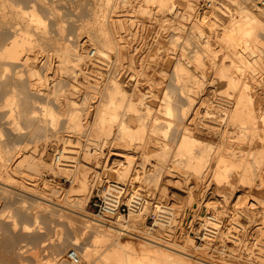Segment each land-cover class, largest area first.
Here are the masks:
<instances>
[{
  "label": "rangeland",
  "instance_id": "374dc122",
  "mask_svg": "<svg viewBox=\"0 0 264 264\" xmlns=\"http://www.w3.org/2000/svg\"><path fill=\"white\" fill-rule=\"evenodd\" d=\"M16 1H18L17 3L19 4V7L21 4L22 8H24L23 12L25 11L26 8L29 9L30 7H31L30 11L28 10V12H31L35 6V8L39 11V13L37 10L34 9L35 12H37L38 15L43 14V15H41L42 17L40 16L43 19V22L41 21L42 23H35V22H40V21H35L33 19L31 21L32 17L30 15V13H28V12H27V14H26V12L24 14L30 15V16H26V15H22V14L18 15L17 8L20 10L21 7L19 8L17 4H16L17 6L16 5L13 6V9H16L15 11L13 9H11L12 7H10V8L6 7V9H4V10H3V8H0V26H1L0 27V47L4 48V46L6 44L5 41L7 40V37L10 36L9 39L11 40V38H13V36L17 33V31H19V33H20V31L25 32V30H26L28 32H25V33H28V35L31 33L30 38H33V43H29L31 46H29V44L27 43L29 46V48H28L27 44L25 43L26 48L24 46L23 47L24 49L22 48L23 50L20 51V55L18 54L19 58H17V59L18 60L20 59L22 62L21 61L19 62L17 59L14 60V58L12 59L9 57L0 58V61L2 62V63L0 62V65H1L0 66V73H1L0 86H2V87H0L1 88L0 89V107H1L0 113H3L0 115V146H2V147L8 146V148L11 149V151H10V149L7 148L10 151V153L12 152V150L14 151L10 154V155H12V160L7 162L8 164L11 165V166H7V168L10 170H0V175H1V171L4 173L3 176H0V182L10 183L15 188V189L12 188L11 191L9 190L10 192H6V188H7L6 185H4L3 183H0V264H36L39 261V259L44 264H72V260L70 259L69 254L73 250H75L77 252V254L80 253L82 256V253L84 254V251L87 249V247L91 246L92 248L91 247L90 248L92 250H93V248L95 249L94 246H96L97 244H95L93 242L92 234L90 235L91 232H86L85 231L86 229L81 230V229H83L81 226L84 224L83 222H82L83 223L82 224L81 221H84V219H86V217H84L85 215H82L79 213L80 212H83L84 214L86 213V215H88L87 218L89 217V215L91 217H95L97 219L99 218V216L97 215L98 207H96L93 204V200H94L93 196L95 193L94 190L97 186H99V184L94 185L91 192L89 190L86 192V193L89 192V199L86 201V203L84 205L82 204L83 208L81 207L82 205H79L77 201L80 199L81 194L83 193V192H80V190H79V187L81 186V180L86 177L87 173H89L92 177V175L96 174V172H99L101 174V176L103 177L102 181L104 180L105 177H108L110 175L109 177L113 178L114 180L118 181L119 183H123V184H126L128 186H130V184H132V183H137L141 194H144V193L147 194L146 197L152 203L153 202L156 203L158 201L162 202L163 204L169 203L174 208L173 212H175L174 214L176 216L174 217V220L173 219L171 220L172 223L168 222L169 226L166 224L165 232L172 234L173 236L176 235L175 237H176L177 241H179L180 243H183L184 245L185 244L188 245V246L186 245L188 250L184 249V251H188L187 256L189 258L191 257V259H192V261H194V263L200 264L199 262L201 261V259L203 257V259H205L207 261L209 260L208 261L209 263H207V261H206V264H211V263L212 264H257L258 257H260V254L264 252L263 251L264 247L262 249L260 248V244L261 243L264 244V229L260 228L262 225V222L264 220L263 211H262L263 214L261 213L263 217L260 214L261 209L264 208V204H263L264 202H262L264 200V181L262 182V184L260 183L261 178L264 180V176H263L264 174L261 173L264 171V167H262V166H264V164H261L259 168L255 169L256 171L254 170V176L253 177H255V178L252 181L251 180L248 181L250 183H248L247 181L240 180V173H241L240 170H232L233 172L232 173L230 172L231 174H230V178H229L231 182L230 181H228L227 183L221 182L222 184L221 183L219 184L218 182H216V180H215L216 178L214 177V174H213L214 173L213 167L215 164V159L212 157L213 155L212 156L210 155V158L209 157L206 158V161L208 159H209V161L206 163H205V161L203 162L204 163L203 165H205L203 167L204 171L202 169L201 173L198 174V176H197L198 180L201 179L200 180L201 182L197 185V184H193L194 179H195L193 176H196L194 171H196V170L193 171L192 168L190 169L189 166L188 167L183 166L184 164H181V163L176 164L177 160H175V159H177V158L175 157L174 153H173V156H172V153H170L168 156V160L167 161L165 160V162H167L168 165H164L162 163L163 165L158 166V167H160V168H158V170H146V173L140 174L139 171H137V169L139 170V167L141 168L142 166H145L146 164H147L146 166L148 168H149V166L154 167V165L158 162L157 156L154 155L156 144H153L152 142L148 143L147 148H145V149H146V151H148V150H150V151H148V153H146V151H144L145 153L143 155H142L143 149L141 147L142 145L138 146L139 144H141V143H139L141 140L139 141L140 138H138V137H137L138 138L137 140L136 139L133 140V143L131 145L129 144L131 142L127 141V145H122L121 147H117V145H116L117 142H119V139L122 138V137L120 138L121 133L118 129V128H120L119 126L121 125V122H119V120L116 121L117 124H116V122H114L115 124H113L112 132H111L112 134L111 133H109V134H103L102 133L103 135H101V136H99L100 132L96 130L97 128H96L95 124H93V122H92V118L94 117V115H96L95 111H97L96 110L98 107L97 104H100L98 102L99 101L101 102V100L103 98L104 99L106 98V96H105L106 92H107L106 90L108 89V86L111 83L110 79H112V77H115V75L117 73V75H116L117 79H119V82L121 81L123 83V88H125V89H123V90H125L124 93L125 94L128 93L127 95H129V96H126V98L127 99H133L134 103L138 102L137 104H134V107L137 109L135 110L133 108L134 110H132V111L129 110L127 105H124L120 109V112L122 114L121 119L126 120L128 123V126L131 127L132 129H137L139 126H140L139 128H141L142 123H144L147 125L148 131H150V128H151V130H153L154 124H155L154 121L156 120L155 117H153V116H155V115L161 116L162 112H159L158 106H160L161 102L163 101L162 98L165 95V91L170 90L169 91L170 94L173 91L171 88H172V79H173V75H174V70H173L174 69V58L182 57V58L186 59L188 56L189 57L193 56L192 58H195L196 56H200V58L202 57L201 59H203L205 57L204 60H202V62L203 61L205 62V66L207 69H204V70L207 71V74H210V73L215 74L214 72L216 70H213L215 67H213V65H211V67H209L210 64H214V62L212 61V58H214L215 56L214 57L211 56V60H210V55H212V54H210V55L208 54L209 57H207L208 55L205 53L207 51L206 48H204L201 45L204 48L202 50L201 49L202 47H200L197 43V42H199V38H198L199 32H195V31H199V29H200V28L198 29V27H200V26H198L197 24L200 25L202 23L201 28L204 26L203 27L204 30H205V28H207L206 29L207 32L209 30L208 33L206 32V30H205V32L210 35L211 40L216 41V39H218V42H217L218 44L217 43L214 44V42L211 41V43L213 42L212 45L214 44V46H213L214 50L217 48L216 53H215V51H214V53L217 54L219 51L221 52L222 49L225 52L226 47H224V48H221L222 46L219 47L222 43V40L219 39L220 38L219 36L222 33L221 27H223V25L220 21L224 22L223 19H221V18H224L223 17L224 15L228 14L227 16H229V14H232L234 8H236L238 10H239V8H242L241 5L242 4L246 5V4H244V3H246V0H237L238 3L241 2L242 4L241 3L238 4L236 1H233V0H230V1L229 0H227V1L226 0H219L220 12L223 13V16L221 13H219L221 15V17H219L218 14H213L214 16L212 15V17H210V18L207 16L203 17V15H201L203 13L202 11L205 10L206 7H210V4L208 3L209 0H184V1L183 0H181V1L180 0H171V2H169L170 4L167 2L169 5V6H167L168 9L165 8L168 11L165 10L163 7H161V5H160L161 2L159 0H156V1L149 0L150 2L148 0H147L148 2H146V0H136V1L135 0H131V1L126 0L125 2H128L129 4H127L125 2L123 3V0L122 1L121 0H112V2L108 0L111 3L107 2V0H31V1L30 0H16ZM35 1H36V3H35ZM104 1H106V2H104ZM158 1L160 2V4ZM166 1H170V0H166ZM221 1L222 2L226 1V2L222 3ZM9 2H10V0H9ZM11 2H12V0H11ZM13 2H15V0H13ZM136 2H137V4H136ZM174 2H175V4H174ZM181 2L183 3L182 5H180ZM43 3H45V4H43ZM157 3H158V5H157ZM178 3H180V4H178ZM206 3H208V4H206ZM145 4H146V6H145ZM231 4H233V6ZM32 5H34V6H32ZM120 5H122V6H120ZM130 5H131V7H130ZM174 5H175V7L173 8ZM247 5H249V4L247 3ZM258 5H259V3H258ZM15 6H16V8H15ZM114 6H116V7H114ZM126 6H128V7H126ZM230 6H232V8ZM123 7L125 9H123ZM135 7H139V8H135ZM146 7H149V8L144 10V8H146ZM22 8H21V10H22ZM114 9H116V10H114ZM185 9H187V10H185ZM223 9H224V12H222ZM110 10H111V12H110ZM10 11H11V13H10ZM120 11L122 13L124 12L125 15L120 13ZM146 11H147V14L149 13L150 16L146 14ZM149 11L152 12V14H150ZM237 11H234V12H237ZM14 12H17V14H15ZM112 12H114V13H112ZM130 12H131V14H129ZM164 12H166V13H164ZM8 13H10V14H8ZM19 13H20V11H19ZM111 13L113 15H111ZM116 13L122 14L124 16L123 17L124 19H126V15L128 16L127 19L124 20L125 25L127 24L128 26L126 25L127 27L125 26L124 29L122 28L123 30L118 28L120 31L117 29L120 32V34L123 35V38H121L120 40L123 39L122 40L123 43H125L126 48H128V51H129L128 57L124 56L123 59H125V61H123L121 59L119 61L117 60L118 61L117 62V61H115L116 58L114 59V57H117V52H114L116 50L113 49V51H112V49H111L108 52L109 56L104 61H102L98 58V55H97L98 53H95L94 56L90 55L92 57L91 58L90 56L87 55V53L90 52L92 49H94V47H97L96 38H95L96 36H94V35L98 31L94 30L95 31L94 32L92 27H89V26L97 25L99 27H103V26L106 27V25H107V27H108L109 22L112 20L111 18L112 17L114 18L117 15ZM3 16L6 18V20ZM18 16H20V17H18ZM215 16H216V18H214ZM41 18H40V20H42ZM171 18H173V19H171ZM206 18L210 19L209 23L207 22L208 20ZM213 18H214V20H213ZM217 18L221 19L218 23L216 22V21H218ZM149 19H151V20H149ZM162 19H164V20H162ZM128 21H131L133 23L128 22ZM196 21H198V23ZM106 22H108V23H106ZM195 22H196L197 30L195 29V26H192ZM213 22L215 23V25L213 24ZM89 23H90V25H89ZM104 23L106 25H104ZM219 23H221V24H219ZM38 25L40 26V28H38ZM167 25L170 27H168ZM176 25L179 27H177ZM211 26H215V28H217V29L220 27V29L217 30ZM19 27H20V30H19ZM25 27L26 28L28 27V28L26 29ZM167 27L169 28V30ZM184 27H186V29ZM22 28H23V30H21ZM39 29H41V30H39ZM42 29H44V30H42ZM12 30L15 31V33ZM91 30H92V32H91ZM135 30H137V31H135ZM182 30L183 31L185 30V31L183 32ZM29 31H30V33H29ZM216 31H219V32L221 31V32L219 33ZM12 33H14V34H12ZM19 33L16 35L19 36V38H20L21 35ZM42 33H44V34H42ZM139 33H140V35H139ZM211 33H212V35H211ZM215 33H217V35ZM97 34H99V33H97ZM193 34L195 37L193 36ZM117 35H118V33H117ZM214 35L216 36V38ZM91 36L95 39H92ZM196 36H198L197 37L198 41L195 40ZM37 38H38V40H36ZM192 39H193V41H192ZM261 39L262 40H261V43L259 44L258 48H260V46H261L260 49L262 50L264 48V45H263L264 36L263 35L261 36ZM190 41H191V44H190ZM202 41H203V39H202ZM200 42H201V39H200ZM2 43H3V45H1ZM35 43H36V45H35ZM201 43L204 45L203 42H201ZM91 45H93V46H91ZM34 46H35V48H34ZM67 46H69L68 49L69 48L71 49L70 52L68 51L69 53L67 51H65V48L67 49ZM213 47H211V48H213ZM218 47L220 48V50ZM182 49H184V50H182ZM200 49L202 50V53H201ZM260 49H259V51H260ZM204 50H206V51H204ZM59 51L60 52L64 51L65 53L67 52V55L65 54V56H64L63 55L64 52L59 53ZM196 51H197V53H194ZM223 51H222V54L219 52V54L217 55V57L215 59L217 65H220L221 59L223 60L224 56H226V54H224ZM263 51H264V49H263ZM263 51H261L260 53L263 55V57L261 56V58H262V62L264 63V60H263L264 52ZM77 52L78 53L80 52L81 55L82 54L84 55V57H83L84 60L83 59H80V60L77 59L80 55ZM110 52H111V54H110ZM185 52H187L188 54L187 53L185 54ZM198 52H199V54H198ZM27 54L30 55V58H29L30 61L28 60V62H26V60L29 57ZM77 54H78V56H77ZM184 54H185V56H184ZM194 54H198V55H194ZM86 55L88 56L89 59L87 58ZM133 55L135 56V58L132 57ZM222 55H224V56H222ZM85 57L87 58L86 60H85ZM126 57H127V59H126ZM25 58H27V59L25 60ZM45 58H46V61H45ZM129 58H130V60H129ZM192 58H190V59H192ZM66 59H67V61H66ZM131 59L133 60L132 65H131ZM2 60L4 62H6L5 63L6 65H4ZM96 60L98 62H100L101 65ZM126 60H128V61H126ZM206 60H208V62H211V63H208ZM230 60L231 59L228 60V58H227V60L224 59V61L226 63H228ZM95 61L97 62V63H95V65H96L95 67H97V69L89 66V64L92 65V63ZM7 62H8V64H7ZM11 62H14V63H11ZM204 62H203V65H204ZM31 64H34L35 66L37 65L36 68L39 69V70H37L38 76H36V77H35V75H37V74L31 75V73H30L29 68H30ZM124 64H126V65H124ZM128 65H130V66H128ZM205 66L203 68H205ZM98 67H99V69H98ZM212 67H213V69H212ZM262 67H264V64ZM262 67H260V68L262 69ZM209 68H211V69L209 70ZM250 69H252V70H250ZM248 70L250 72L254 71V70L255 71L250 73ZM248 70H247V73L249 72V74L253 73L256 75L255 77H257V78L254 79L255 82L256 83L259 82L258 83L259 85L253 86L249 90L251 91L252 96L255 95L258 97L257 98V97L253 96V98H256V101L258 100L256 102L254 99V104L257 107V109L259 110L257 112L260 113L259 115L262 117L264 115V101H263L264 100V90H263L264 89V83H262V82H264V70L263 69L260 70L257 68L254 70H253V68H249ZM233 71H236V73H238L239 70L237 68H235V70L233 69ZM128 74H130V75H128ZM126 75H127V77H126ZM131 75H132V78H131ZM118 76H119V78H118ZM17 78L19 79V82H22V81L25 82L26 87L29 85L31 86V87L30 86L27 87L28 91L27 90L26 91L28 93L26 92V94H27V96L30 97L31 103L34 104L33 108L35 107L34 109L35 110L37 109V111H38L37 112L38 115L36 116L34 122H30L28 119H24L26 117L24 115H21L18 111L19 109H18L17 105H19V103L20 104L22 103L21 97L19 96V95H21L22 91H20L21 89L18 91L19 88L17 86H19L18 85L19 83H18ZM21 78H22V80H21ZM218 81L219 80L217 79L216 82L220 84V82H218ZM15 82L17 83V85L14 84ZM35 82H37L38 85ZM124 82H125V84H124ZM28 83H29V85H28ZM133 84H134V86H133ZM120 85L122 87L121 83H120ZM168 85H169V87H168ZM15 86L17 88H15ZM13 87L16 91V94L14 92V89H11ZM149 87H150V90H149ZM166 87H168L169 89ZM253 88H254V90H253ZM163 89H165V90H163ZM166 89H168V90H166ZM211 90H214L210 94L211 99L208 97L209 93H207L208 95L206 94L207 95V98H206L205 97L206 95L204 93L202 94V92H200L201 94H199L198 97L200 98V96L203 95L204 97L202 96V98H204V100L202 99L200 102L199 98L196 97V99L198 98L197 99L198 102L205 105V107H203L205 110H206V108H209L208 106H210L209 109H212V106H214V108H216V106L218 105L216 100L219 97H221V100H224L225 102L226 101L227 102L233 101V98H236V97H234L235 94L232 92L233 90H231V89H228L229 90L228 92H230V95H232V96H230L229 93H228V95L226 94V92H227L226 87L218 89L217 91H215L216 89H211ZM219 90H220V92H219ZM252 90H253V92L254 91H256V92H254L252 94ZM9 91H10V93H9ZM151 91H153V92H151ZM224 91H225V93H224ZM19 92H21V93H19ZM142 93L144 94V97H145L144 101L147 105L143 104V101L141 100V99H143ZM11 94H13V96L15 94V96H14L15 101L13 103L12 102L13 98H12V101L10 103V104H12V107L10 104H9L10 105V107H9V105L7 104V99L13 97ZM24 94L22 93L21 96H24ZM103 95H104V97H103ZM131 96H133V97H131ZM32 97H34V99ZM56 97H57V99H60L62 101L67 97H69V99L72 98L71 100L74 99L78 102L75 103V102H72L70 100L68 101V98H67L68 103L70 102L71 105L73 103H74V105L80 103L78 105H75V107H76V109L77 108L78 109L83 108L82 109L83 112L79 111L80 109L78 110L80 113H84L82 115H86L88 112V114L86 116H84V118L86 120L83 119L84 121H82V123H80L81 124L80 127L77 128V126L75 127L72 125L73 127H71L68 125V123L66 121V114H67L68 110L66 112H63V110L69 108L71 105H67V107L63 106L64 108L62 107L63 108L62 109L61 107H59L60 106L59 104L58 105L56 104V102H57ZM260 97H262V99H260ZM208 98L210 100L213 99L212 102L210 100H209V102H207L208 100L206 101V99H208ZM17 99H18V101H16ZM32 99L34 100V102H32ZM67 101H66V104H67ZM260 101H261V104L259 103ZM203 102H205L207 105L209 103L210 104L207 106ZM212 103H214V104H212ZM44 105H51L54 107L55 111L59 112V114H60L59 115V121L55 125L44 122L45 121L44 120L45 115H44L43 110H42ZM204 105H202V106H204ZM147 106L152 107V108L150 107V109H149L151 111V112L149 111V113H151V115L146 114V112L148 113V111H147V109L145 110L144 108H146ZM4 107H8V108H4ZM75 107L73 106L72 108L75 109ZM259 107H261V108L259 109ZM31 109H32V106H31ZM7 112H8V114H7ZM10 113H12V114H10ZM221 113L224 114L225 112H221ZM19 114L21 116H19ZM11 115H13V116H11ZM148 115H149V117H148ZM1 116L3 119L1 118ZM5 116H6V118H4ZM8 116H11V118L14 117L13 118L14 120H12ZM144 116H146V117L144 118ZM162 117H163V115H162ZM261 117H259V121L262 119ZM15 119L18 120L17 122H18V125H20L19 127L16 124L17 122H15L16 121ZM141 119H143L144 121L142 120L140 122ZM222 121H224V124L222 123L224 125L223 128H226L229 124L227 122H225V120H222ZM40 122L44 123V125H42V123L40 124ZM157 122H159V120H157L156 123ZM262 122H263L262 120L259 122V124H260L259 127L261 126V124H263L262 127H264V123H262ZM10 123H12V124H10ZM13 124H14L15 128H14V126H12ZM39 124H40L41 128L38 127ZM113 127H115V128H113ZM262 127H260L261 129L260 128L257 129V132H258V130H262ZM38 128H40V129H38ZM232 128L233 127L232 126L230 127V125H229V127H227L226 130L228 132L227 131L225 132L226 134L228 133L227 136L225 135V133H221L222 134L221 135L219 133H216V131H214V135H211V134L209 135L208 132L205 133L206 131H204V132L198 134L197 136L200 138V140L202 138L203 142L205 141L208 143V141H209V143H208L209 146L211 145V143H214L211 145L213 147L214 146L216 147L217 145H219V143H221V140H224L226 138L224 141H226L227 143L231 144L233 142V144H231V146L233 148H236L239 150L240 149L244 150L245 146H247L246 147L247 151L251 147L248 142L251 141V144H253V146L254 145L257 146V147L254 146V149L256 148L255 151L252 148L253 146L250 148V149H252L253 152H256L255 154H249V156L251 155L250 157L253 160L254 155H256L257 152H259V147L264 145V140L262 139V138H264V132L262 133L263 134V137H261L262 140L260 138H258L260 136L259 134H261V132L263 130L261 132H258L259 134H257V132H256V134L259 135V136L256 135V137L258 138V139H256L257 140L256 143L258 144L257 145V144H254V142H252V140H247L248 141L247 142L244 140H239L237 137H234L236 134H234L235 133L233 131L234 128L233 129ZM223 136H225L224 139H222ZM169 138H170V140H169ZM255 138H253V139L255 140ZM167 139L169 141H171L170 142L171 145H170L169 141L167 140V142L169 143L168 147L171 148V151L174 150L173 148L176 147V144L178 143L179 136L178 135H173V136L171 135L170 137H167ZM251 139H252V137H251ZM227 140H230V141L228 142ZM147 141H148V138H147ZM45 142H47V144H48V149L46 150L45 159H46L47 163L52 164V167H50V168L44 167L42 170L39 171V170H36L34 165L26 164L25 166H20V167L15 166L18 163V161L21 160V158H22V157H20L22 151L23 152H25V151L34 152L35 153L34 156H36V159H37L38 156L42 153L43 145ZM234 142H236V144ZM244 142H245V144H244ZM215 143H216V145H215ZM239 143L241 145H239ZM153 145H155V146H153ZM238 145L240 147L242 146V148H239ZM131 147L135 148V149L133 150ZM137 147H138V149L141 150L140 151L141 153L136 154L137 158L135 159L136 162L134 165L137 167V169L136 170L133 169L131 171H128V178L125 180L120 179V177H118V174H116V175L112 174L111 175L110 173H112V171L107 170L108 169L107 164H109L110 166H115L117 164V163H115V160H125L124 157L117 155L116 152H118V150L134 152L137 150L136 149ZM58 148L61 150L64 149L66 152V155H68V157L67 156L63 157V160H65L64 162H66L64 164L55 163V161L53 160V153H55L56 149L58 150ZM1 154L3 155L4 152H2ZM69 156H71V157H69ZM148 157H150V158H148ZM172 157L173 158L175 157V158L173 159ZM33 160H35V159H33ZM113 160H114V163L112 162ZM129 162L130 161L127 159L126 163H129ZM142 163H145V165H142ZM262 163H264V161H262ZM54 164H58L59 167H62V168L53 169ZM105 164H106V166H104ZM175 164L177 166H175ZM136 167H134V168H136ZM177 167L179 169H177ZM260 168H261V170H260ZM182 169H184V170H182ZM162 170H164L163 173H162ZM160 171H161L162 175H161ZM157 173H159V175ZM143 174H145V176H143ZM178 174L180 177L178 176ZM260 174H263V175H261L262 176L261 178L259 177ZM231 175H234V177ZM15 176H16L17 180L14 178ZM186 176H188V177H186ZM158 178H159V180H156ZM168 178L172 182L169 181ZM183 178L188 179L187 180L188 182H186L185 179H183ZM178 179H179V181L177 182ZM32 180H36L38 183L37 184L38 190H36L34 192L35 194L31 195L29 193H25V192L21 191V190H23V188L25 189L24 186L29 185V183ZM195 180H197V179H195ZM231 183L233 185H231ZM217 185H218V191H215V190H217L216 189ZM228 185H230V186H228ZM151 186H153V187H151ZM162 186H163V188H162ZM224 187H226V188H224ZM49 188H50V190H49ZM164 188H166L167 190H164ZM190 189L192 191L191 193H190ZM221 190H222V192L224 190V192L226 191L227 194H229V196L227 195L228 198L230 197L231 194L232 195L234 194L236 196L233 197L231 195L232 196L231 199L229 198L227 201V199L225 197L218 195V194H220ZM232 190H233V192H232ZM2 191H5V192H2ZM165 191L168 193H166ZM230 192H232V193H230ZM86 193H84V194H86ZM192 193H193V199H192V202H189V200H190L189 195H192ZM210 194H211V196H210ZM238 195H240V196H238ZM36 196L38 198H36ZM166 199H167V201H166ZM261 199H262V201H261ZM240 201H241V203H240ZM252 202L255 204L252 205ZM206 204L211 208V210H210V208L205 210L204 207ZM243 205H245V206L243 207ZM246 205L248 206V208H247L248 210L246 209ZM253 206H255V207L253 208ZM218 210H220V211H218ZM243 210H245V211H243ZM151 211H152L151 209L147 210V212H149V213L144 214V215L132 213L130 226H134V227L136 226L137 229H140L141 227H139V226L142 225L144 227H147L148 229L150 228L154 233L155 232L158 233L159 227L155 223H156V219H158V217L160 218L161 216H159V213H157V215H153L154 212H151ZM207 211L208 212H210V211L215 212L214 215L216 216V218L218 217L217 219H219V220L221 219L223 221L221 223V228H224L225 231L227 230V232H228V230H230L229 229L230 226L236 225L235 226L236 229L234 228V230H236V232L229 234L231 236L225 234L226 236H224V238H222L223 240H221L219 237L217 239V237L210 236L212 234V231H215L214 229H212L211 226H210L211 229L209 228V226L205 227L204 233H207V235L210 237V239H209V237L207 236L208 237L207 240L208 241L210 240L209 242L211 245L208 249H206V252H207L206 253V252H203L200 248L198 249V248H194V247L200 246V245L205 243L203 237L197 238L200 235L197 234L196 230H195L196 229V222H197L195 218H197V216L199 214L203 215L204 212H207ZM249 211H251V212H249ZM33 213L36 215H34ZM140 215L142 216V218H140L141 217ZM127 218H128V216H127ZM260 218H261V220L263 218V220L261 221ZM12 220H15L17 222L18 225L16 226V228H13ZM133 223H135V224L133 225ZM24 225L29 226V230L22 229ZM101 227H103V226H101ZM206 228H208V229H206ZM169 231H171V232H169ZM194 232L196 233L197 236L194 235ZM129 235H130L129 237L122 239V240H128V239L132 240V238H133L132 241L135 243H137V242L139 243V241L140 242L143 241V239L141 237L139 238L138 236H133L132 234H129ZM76 236L78 238L77 240H76ZM192 237L194 239V245L195 246L192 245V243H191ZM235 237L238 239H236ZM186 239L190 241V244L188 241H186ZM212 239H213V242H212ZM255 239H256L257 243L255 242ZM258 241H260L259 242L260 244H258ZM229 242H231V243H229ZM91 244H93V245H91ZM102 245L101 246L99 245L100 247L98 246L99 247L98 251L100 249L99 253L101 252L100 254L102 256L96 254L97 250L94 252L97 255L96 256L97 257L96 260H98L97 263L99 261H100V263H101V261L104 262V260H105V259L102 260L101 257H103L102 251L105 249L104 247H106V246H104V245H106V244H102ZM96 249H97V246H96ZM252 253H254V254H252ZM218 258H219V260H218ZM84 259L85 258L82 257V261L80 260V264H88V262ZM221 260H224V261H221ZM225 260H226V263H225ZM103 262H102V264L105 263V262L104 263ZM220 262H222V263H220ZM106 263H108V262H106ZM201 263H203V261H201ZM108 264H113V262H109Z\"/></svg>",
  "mask_w": 264,
  "mask_h": 264
},
{
  "label": "bare ground",
  "instance_id": "6f19581e",
  "mask_svg": "<svg viewBox=\"0 0 264 264\" xmlns=\"http://www.w3.org/2000/svg\"><path fill=\"white\" fill-rule=\"evenodd\" d=\"M31 1V0H30ZM109 1H111L112 2V0H109ZM108 0H107V2H109ZM122 1V0H121ZM126 0H123V3L125 2ZM131 1V0H130ZM136 1V0H135ZM149 1V0H148ZM147 0H146V2H148ZM153 1V0H152ZM154 1H156V0H154ZM161 2V4H160V2ZM158 2H159V4L161 5V7H163L164 9L165 8H167V6H169L168 5V3L169 2H171V0L170 1H166V0H159ZM181 1V0H180ZM184 1V0H183ZM182 1V2H183ZM227 1V0H226ZM225 1V2H226ZM230 1V0H229ZM233 1H236L237 3H238V1L237 0H233ZM232 1V2H233ZM18 1H16L15 0V2H13V0H12V2H11V0H10V2H9V0H0V8H3V10L4 9H6V7H12L11 9H13V6L14 5H18V7H19V4L17 3ZM26 2V1H25ZM104 2H106V1H104ZM111 2H109V3H111ZM118 2V1H117ZM145 2V1H144ZM150 2V1H149ZM168 2V3H167ZM173 2V1H172ZM181 2V4L180 3H178V4H180V5H182L183 3ZM190 2V1H189ZM222 2V1H221ZM224 2V1H223ZM222 2V3H223ZM224 2V3H225ZM231 2V3H232ZM28 3V2H27ZM35 3H36V1H35ZM125 3H127V4H129L128 2H125ZM131 3V2H130ZM177 3V2H176ZM208 3L210 4V7H206V9L205 10H203L202 12V14L201 15H203V17H212V15L213 14H218V16L219 17H221V15L219 14V13H221L220 12V6H219V0H209L208 1ZM208 3H206V4H208ZM235 3V2H234ZM239 3H241V2H239ZM238 3V4H239ZM244 3V2H243ZM247 3L250 5H247ZM251 3V4H250ZM258 3H259V5H258ZM25 4V3H24ZM29 4V3H28ZM27 4V5H28ZM43 4H45V3H43ZM105 4V3H104ZM108 4V3H107ZM119 4V3H118ZM135 4V3H134ZM136 4H137V2H136ZM148 4V3H147ZM170 4V3H169ZM174 4H175V2H174ZM227 4V3H226ZM230 4V3H229ZM242 4V3H241ZM244 4H246V5H241V7L242 8H239V10L238 9H236V8H234V10H233V13L232 14H229V16H227V15H224L223 16V13H221L222 14V16L224 17V18H221V19H223V21L224 22H222V21H220L221 19H219V18H217V20L218 21H216L217 23L220 21L221 23H222V25H223V27H221L222 28V33L220 34V38L219 39H221L222 40V43H221V45L219 46V47H221V48H224V47H226V50H225V52L223 51V49H222V51L224 52V54H226V56H224V55H222V56H224V59L225 60H227V58H228V60L229 59H231L228 63H226L225 61H224V59L222 60L221 59V64L220 65H217V63H216V57H217V55L219 54V52L217 53V54H215L216 53V49L214 50V44L215 43H217L218 42V39H216V41L214 40H211L210 39V35L209 34H207L208 32H209V30H208V32H207V28H205V30H206V32H205V30L203 29V27L201 28V25H202V23L199 25V24H197L198 26H200V27H198V29H199V31H195V32H199V37L198 36H196V38L198 37L199 38V42H200V39H201V42H203L204 43V45L201 43H199V42H197L198 43V45L200 46V47H204V48H206V50H204V51H206L205 53L208 55H210V54H212V55H210V60H211V56H215L214 58H212V61L214 62V64H210V66L209 67H211V65H213V67H215L214 69H213V67H212V69L213 70H216L214 73L215 74H207V71L206 70H204V69H207L206 68V66H205V62H204V65H203V62H202V60H204V58L203 59H201L200 58V56H194L195 58H192V57H185L186 59H184V58H182V57H177V58H174V75H173V79H172V93L170 94V90H168L169 88V85H168V87H166V88H168V89H166V90H168V91H165V95H164V97L162 98V102H161V104H160V106H158V109H159V112H162L161 113V116L160 115H155V116H153V117H155V124H154V129L153 130H151V128H150V131H148V129H147V125L146 124H144V123H142V127L141 128H137V129H132L131 127H129L128 126V123H127V121L126 120H124V119H121V112H120V109L124 106V105H127L128 106V108H129V110L130 111H132V110H136L137 108H135L134 107V104H137L136 102L134 103V100L133 99H127L126 98V96H129V95H127V94H125L124 92H125V90H123V89H125V88H123V83L120 81L119 82V79H117V77H116V75H117V73H116V75H115V77H112V79H110V81H111V83H110V85L108 86V89L106 90L107 92H106V98L104 99H102L101 100V102L99 101L98 103H100V104H97L98 105V107H97V111H95V114L96 115H94V117L92 118V122H93V124H95V126H96V130L97 131H99L100 132V134H99V136H101V135H103V134H109V133H111L112 132V126H113V124H115L114 122H116V121H118L119 120V122H121V125L119 126L120 128H118L119 129V131H120V133L122 134H120V138L121 139H119V142H117V147H121L122 145H127V141L128 142H131V143H129L130 145L133 143V140L134 139H138V138H140L139 139V143H141V144H139L138 146H140V145H142L141 147H142V149H143V151H142V155L145 153L144 151H146V149L145 148H147V145H148V143H150V142H152L153 144H156V146L155 145H153V146H155V151H154V155H156L157 156V158H158V162L154 165V167L153 166H149V168L145 165V163H142V165H145V166H142L141 168L139 167V170L137 169V167L134 165L135 164V159L137 158L136 157V154L137 153H141L140 151V149H138V147L136 148L137 150L136 151H134V152H132V151H122V150H118V152H116V154L117 155H119V156H121V157H124L125 158V160H115V163H117L115 166H110L109 164H107L108 165V169L107 170H111L112 171V173H110L111 175L113 174V175H116V174H118V177H120V179H123V180H125V179H127L128 178V171H131V170H133V169H137V171H139V173L141 174V173H146V170H158V168H160V167H158L159 165H168V163L167 162H165V160L167 161L168 160V156H169V154L170 153H172V156H173V153H174V155H175V157L177 158V159H175V160H177V162H176V164L177 163H181V164H184L183 166H189L190 167V169L192 168L193 169V171L194 170H196V171H194L195 172V175L196 176H193L195 179H197V180H195L194 179V183L193 184H199L201 181V177L199 178L200 180H198V174H200L201 173V170L203 169V167L205 166V165H203L204 163V161H205V163L206 162H208L209 161V159L206 161V158H210V155L215 159V164H214V177L216 178L215 180H216V182H218L219 184L221 183V182H228V181H230V174L233 172L232 170H240V180H242V181H252L255 177H253L254 176V170L255 169H257V168H259L260 167V165L261 164H264V163H262V161H264V145H262V146H260L259 147V152H257V154L256 155H254V158H253V160L251 159V155L249 156V154H255L256 152H253L252 151V149H250L252 146H253V144H251V141H247V140H252V142H254V144H257L256 142H257V140L256 139H258V138H260L261 139V137H263V132H264V127H262L263 126V124H261V126L260 127H262V130H258V132H261V134H259L258 132H257V129H259L260 127H259V122L262 120L263 122L262 123H264V115L261 117L259 114L260 113H258L257 111H259L258 109H257V107L255 106V104H254V99H255V101H256V98H253V96L254 97H257V96H255V95H251V91L249 90L251 87H253V86H256V85H259L258 83L259 82H255V78H257V77H255L256 75L255 74H249V68H253V70L254 69H260V70H264V67H262L263 66V62H262V58H261V56L263 57V55L260 53L261 51H263V49L261 50L260 48H261V46H260V48H258V46H259V44L261 43V36L263 35L264 36V0H246V3H244ZM16 5V6H17ZM50 5V4H49ZM123 5V4H122ZM122 5H120V6H122ZM126 5V4H125ZM141 5V4H140ZM157 5H158V3H157ZM159 5V6H160ZM172 5V4H171ZM190 5V4H189ZM232 6H233V4H231ZM16 6H15V8H16ZM32 6H34V5H32ZM109 6V5H108ZM145 6H146V4H145ZM188 6V5H187ZM227 6V5H226ZM232 6H230L231 8H232ZM239 6V5H238ZM20 7L22 8V6H21V4H20ZM19 7V8H20ZM114 7H116V6H114ZM126 7H128V6H126ZM130 7H131V5H130ZM144 7V6H143ZM160 7V8H161ZM175 7V5L173 6V8ZM186 7V6H185ZM21 8H20V10L17 8V11H18V15H20V14H22V15H26L27 14V12H28V10L30 11V8L29 9H25V11L23 12V9L24 8H22V10H21ZM135 8H139V7H135ZM141 8V7H140ZM147 8H149V7H146V8H144V10H146ZM159 8V7H158ZM162 8V9H163ZM194 8V7H193ZM210 8V9H209ZM37 10L36 8H35V6H34V8H33V10L31 11V12H28V13H30V15H31V21H32V19L33 20H35V21H40V22H35V23H42L43 22V19L41 18L42 16L41 15H43V14H39L38 15V13H39V11H38V13L37 12H35V10ZM118 9V8H117ZM123 9H125L124 7H123ZM163 9V10H164ZM168 9V8H167ZM167 9H165V10H167ZM14 11L16 10V9H13ZM40 10V9H39ZM114 10H116V9H114ZM113 10V11H114ZM141 10V9H140ZM185 10H187V9H185ZM192 10V9H191ZM238 10V11H237ZM19 11H20V13H19ZM122 11V10H121ZM120 11V13H122ZM131 11V10H130ZM136 11V10H135ZM152 11V10H151ZM157 11V10H156ZM160 11V10H159ZM168 11V10H167ZM230 11V10H229ZM234 11H237V12H234ZM26 12V14H24ZM110 12H111V10H110ZM115 12V11H114ZM114 12H112V13H114ZM126 12V11H125ZM137 12V11H136ZM150 12V11H149ZM161 12V11H160ZM222 12H224V9H223V11ZM226 12V11H225ZM3 13V12H2ZM10 13H11V11H10ZM10 13H8V14H10ZM15 14H17V12H14ZM43 13V12H42ZM101 13V12H100ZM111 13V15H113ZM120 13H116L117 15L113 18L112 16V20L109 22V24H108V27H107V25L104 23V25H106V27H99V26H97V25H93V26H89V27H92V29H93V31L95 30V31H98L97 33H99V34H97V33H95V35L94 36H96L95 38H96V43H97V47H94V49H92L90 52H88L87 53V55L88 56H92V54H95V53H98L97 55H98V58L100 59V60H102V61H104V60H106L107 59V57L109 56V50H111L112 49V51H113V49L114 50H116V51H114V52H117V57H114V59L116 58V60L115 61H119V60H123V61H125V59H123V57L124 56H127L128 57V55H129V51H128V48H126V44L125 43H123V39L122 40H120L121 38H123V35L122 34H120V30L119 29H124L125 28V26L127 25H125V21L124 20H126L127 19V15H126V19H124L123 17V15L122 14H124V12L122 13V14H120ZM128 13V12H127ZM134 13V12H133ZM144 13V12H143ZM164 13H166V12H164ZM193 13V12H192ZM191 13V14H192ZM200 13V12H199ZM229 13V12H228ZM13 14V13H12ZM93 14V13H92ZM108 14V13H107ZM119 14V15H118ZM129 14H131V12L129 13ZM146 14H147V11H146ZM150 14H152V12H150ZM161 14V13H160ZM184 14V13H183ZM30 15H26V16H30ZM125 15V14H124ZM141 15V14H140ZM144 15V14H143ZM147 15H149V13L147 14ZM165 15V14H164ZM179 15V14H178ZM41 16V17H40ZM96 16V15H95ZM102 16V15H101ZM150 16V15H149ZM214 16V15H213ZM217 16V15H216ZM216 16L214 17V18H216ZM4 17V16H3ZM18 17H20V16H18ZM142 17V16H141ZM156 17V16H155ZM164 17V16H163ZM192 17V16H191ZM5 18V17H4ZM10 18V17H9ZM40 18L42 19V20H40ZM130 18V17H129ZM162 18V17H161ZM166 18V17H165ZM168 18V17H167ZM175 18V17H174ZM214 18H213V20H214ZM3 19V18H2ZM133 19V18H132ZM135 19V18H134ZM171 19H173V18H171ZM170 19V20H171ZM202 19V18H201ZM208 21V23H209V20L210 19H208V18H206ZM5 20H6V18H5ZM18 20V19H17ZM21 20V19H20ZM29 20V19H28ZM130 20V19H129ZM149 20H151V19H149ZM155 20V19H154ZM158 20V19H157ZM162 20H164V19H162ZM204 20V19H203ZM216 20V19H215ZM30 21V22H31ZM42 21V22H41ZM94 21V20H93ZM177 21V20H176ZM205 21V20H204ZM22 22V21H21ZM45 22V21H44ZM47 22V21H46ZM127 22V21H126ZM128 22H131V21H128ZM135 22V21H134ZM139 22V21H138ZM145 22V21H144ZM197 23H198V21H196ZM196 22L192 25V26H195V29L197 30V28H196ZM206 22V23H207ZM211 22V21H210ZM2 23V22H1ZM6 23V22H5ZM10 23V22H9ZM94 23V22H93ZM106 23H108V22H106ZM131 23H133V22H131ZM146 23V22H145ZM158 23V22H157ZM165 23V22H164ZM207 23V24H208ZM221 23H219V24H221ZM32 24V23H31ZM98 24V23H97ZM168 24V23H167ZM213 24L215 25V23L213 22ZM11 25V24H10ZM9 25V26H10ZM18 25V24H17ZM89 25H90V23H89ZM99 25V24H98ZM133 25V24H132ZM183 25V24H182ZM211 25V24H210ZM209 25V26H210ZM218 25V24H217ZM216 25V26H217ZM5 26V25H4ZM102 26V25H101ZM128 26V25H127ZM126 26V27H127ZM138 26V25H137ZM168 26V25H167ZM177 26V25H176ZM1 27V26H0ZM145 27V26H144ZM168 27H170V26H168ZM167 27V28H168ZM175 27V26H174ZM177 27H179V26H177ZM211 27H213L214 29H217V28H215V26H211ZM218 27V26H217ZM7 28V27H6ZM26 28V27H25ZM28 28V27H27ZM26 28V29H27ZM30 28V27H29ZM37 28V27H36ZM38 28H40V26L38 25ZM119 28V29H118ZM161 28V27H160ZM182 28V27H181ZM185 29H186V27H184ZM193 28V27H192ZM210 28V27H209ZM48 29V28H47ZM91 29V28H90ZM119 31H118V30ZM122 29V30H123ZM142 29V28H141ZM218 29H220V27L218 28ZM217 29V30H218ZM19 30H20V27H19ZM21 30H23V28L21 29ZM30 30V29H29ZM39 30H41V29H39ZM42 30H44V29H42ZM117 30V31H116ZM168 30H169V28H168ZM194 30V29H193ZM9 31V30H8ZM13 31V30H12ZM94 31V32H95ZM135 31H137V30H135ZM181 31V30H180ZM183 31V30H182ZM185 31V30H184ZM183 31V32H184ZM211 31V30H210ZM220 31V32H221ZM2 32V31H1ZM14 33H15V31H13ZM22 31H20V33H19V31H17V33L16 34H20L21 36H20V38H19V36H17L16 34L13 36V38H11V40L9 39L10 38V36H8L7 37V42L5 41V46H4V48H2V47H0L1 49V51H0V58H2V57H9V58H14V60L15 59H17V58H19L18 56L20 55V51H22L24 48V46H25V48H26V45H25V43L27 44H29V43H33V38H30L31 37V33H30V31H29V35H28V33H25V32H28V31H26L25 30V32L23 31L22 33L24 34H22L21 33ZM46 32V31H45ZM91 32H92V30H91ZM93 32V33H94ZM122 32V31H121ZM212 32V31H211ZM216 32H219V31H216ZM219 32V33H220ZM14 33H12V34H14ZM117 33H118V35H117ZM137 33V32H136ZM174 33V32H173ZM218 33V34H219ZM34 34V33H33ZM42 34H44V33H42ZM124 34V33H123ZM138 34V33H137ZM180 34V33H179ZM197 34V33H196ZM216 35H217V33H215ZM3 35V34H2ZM6 35V34H5ZM90 35V34H89ZM139 35H140V33H139ZM211 35H212V33H211ZM33 36V35H32ZM36 36V35H35ZM156 36V35H155ZM187 36V35H186ZM193 36H194V34H193ZM201 36V37H200ZM215 36V35H214ZM12 37V36H11ZM49 37V36H48ZM92 37V36H91ZM132 37V36H131ZM181 37V36H180ZM195 37V36H194ZM36 38V37H35ZM95 38H93L92 37V39H95ZM128 38V37H127ZM195 38V40H197L198 41V38L196 39ZM213 38V37H212ZM215 38H216V36H215ZM43 39V38H42ZM129 39V38H128ZM141 39V38H140ZM157 39V38H156ZM202 39H203V41H202ZM10 40V41H9ZM36 40H38V38L36 39ZM126 40V39H125ZM135 40V39H134ZM183 40V39H182ZM2 41V40H1ZM9 41V42H8ZM85 41V40H84ZM90 41V40H89ZM92 41V40H91ZM122 41V42H121ZM187 41V40H186ZM192 41H193V39H192ZM211 41H213L214 42V44L212 45V43H211ZM39 42V41H38ZM86 42V41H85ZM188 42V41H187ZM4 43V42H3ZM3 43L1 44V45H3ZM48 43V42H47ZM28 44H27V46H28ZM84 44V43H83ZM190 44H191V41H190ZM218 44V43H217ZM220 44V43H219ZM35 45H36V43H35ZM202 45V46H201ZM212 45V46H211ZM263 45H264V43H263ZM262 45V46H263ZM29 46H31L30 44H29ZM29 46H28V48H29ZM65 46V45H64ZM70 46V45H69ZM69 46H67V49L65 48V51H71V49L69 48L68 49V47ZM91 46H93V45H91ZM201 48L202 50L204 49V48ZM211 47H213V48H211ZM218 47V48H219ZM23 48V49H22ZM34 48H35V46H34ZM78 48V47H77ZM116 48V49H115ZM63 49V48H62ZM151 49V48H150ZM200 49V51H201V53H202V50ZM259 49H260V51H259ZM74 50V49H73ZM78 50V49H77ZM182 50H184V49H182ZM219 50H220V48H219ZM82 51V50H81ZM148 51V50H147ZM199 51V52H200ZM214 51H215V53H214ZM222 51L220 52L221 54H222ZM24 52V51H23ZM62 53L64 52V51H61ZM60 51H59V53H61ZM67 52L65 53L64 52V56H65V54L67 55ZM68 52V53H69ZM152 52V51H151ZM199 52H198V54H199ZM208 52V53H207ZM264 52V51H263ZM262 52V53H263ZM34 53V52H33ZM78 53V52H77ZM84 53V52H83ZM133 53V52H132ZM131 53V54H132ZM187 52H185V54H186ZM194 53H197V51L196 52H194ZM200 53V54H201ZM19 54V55H18ZM78 54H80L79 55V57L77 58V59H83V57H84V55L82 56L81 55V53L79 52ZM78 54H77V56H78ZM110 54H111V52H110ZM185 54H184V56H185ZM188 54V53H187ZM198 54H194V55H198ZM28 55V54H27ZM74 55V54H73ZM86 55V56H87ZM206 55V56H207ZM209 55L207 56V57H209ZM29 56V57H28ZM27 57H28V59L27 58H25V60H26V62H28V60L30 61V55H28ZM69 56V55H68ZM67 56V57H68ZM88 56H87V58H88ZM90 56V57H91ZM94 56V55H93ZM137 56V55H136ZM183 56V57H184ZM231 56V57H230ZM22 57V56H21ZM60 57V56H59ZM58 57V58H59ZM121 57V58H120ZM127 57H126V59H127ZM132 57H134L135 58V56L133 55ZM226 57V58H225ZM230 57V58H229ZM57 58V59H58ZM70 58V57H69ZM86 57H85V60L87 59ZM92 58V57H91ZM158 58V57H157ZM172 58V59H173ZM190 58H192V59H190ZM33 59V58H32ZM71 59V58H70ZM69 59V60H70ZM89 59V58H88ZM111 59V58H110ZM4 60V59H3ZM2 60V61H3ZM18 60V59H17ZM34 60V59H33ZM38 60V59H37ZM61 60V59H60ZM68 60V61H69ZM84 60V59H83ZM129 60H130V58H129ZM209 60V61H210ZM263 60H264V58H263ZM6 61V60H5ZM8 61V60H7ZM12 61V60H11ZM19 62L21 61L20 59L18 60ZM24 61V60H23ZM45 61H46V58H45ZM63 61V60H62ZM65 61V60H64ZM66 61H67V59H66ZM65 61V62H66ZM97 61V60H96ZM93 62L92 63V65L91 64H89V66H91L92 68H95V69H97V67H95L96 65H95V63H97V62ZM109 61V60H108ZM113 61V60H112ZM117 61V62H118ZM126 61H128V60H126ZM132 59H131V65H132ZM139 61V60H138ZM207 62H208V60H206ZM1 62V61H0ZM22 62V61H21ZM35 62V61H34ZM106 62V61H105ZM152 62V61H151ZM2 63V62H1ZM3 63H4V65H6L5 63L6 62H4L3 61ZM11 63H14V62H11ZM30 63V62H29ZM78 63V62H77ZM87 63V62H86ZM99 64H100V62H98ZM126 63V62H125ZM149 63V62H148ZM208 63H211V62H208ZM220 63V62H219ZM7 64H8V62H7ZM104 64V63H103ZM102 64V65H103ZM119 64V63H118ZM122 64V63H121ZM120 64V65H121ZM128 64V63H127ZM29 65V64H28ZM63 65V64H62ZM98 65V64H97ZM101 65V64H100ZM105 65V64H104ZM115 65V64H114ZM119 65V66H120ZM123 65V64H122ZM124 65H126V64H124ZM1 66V65H0ZM27 66V65H26ZM37 66V65H36ZM36 66L34 65V64H31L30 65V68H29V70H30V73H31V75H35V74H37V75H35V77L36 76H38V71L37 70H39V69H37L36 68ZM42 66V65H41ZM64 66V65H63ZM128 66H130V65H128ZM205 66V68H203ZM124 67V66H123ZM150 67V66H149ZM260 67H262V69L260 68ZM5 68V67H4ZM62 68V67H61ZM125 68V67H124ZM132 68V67H131ZM235 68H237L239 71H238V73H236V71H233V69L235 70ZM98 69H99V67H98ZM117 69V68H116ZM126 69V68H125ZM211 68H209V70H210ZM25 70V69H24ZM247 70L249 71L248 73H247ZM250 70H252V69H250ZM259 70V71H260ZM7 71V70H6ZM121 71V70H120ZM134 71V70H133ZM206 71V72H205ZM255 71V70H254ZM254 71H251V72H254ZM24 72V71H23ZM29 72V71H28ZM141 72V71H140ZM209 72V71H208ZM250 72V73H251ZM257 72V71H256ZM261 72V71H260ZM259 72V73H260ZM5 73V72H4ZM26 73V72H25ZM258 73V72H257ZM7 74V73H6ZM23 74V73H22ZM110 74V73H109ZM112 74V73H111ZM138 74V73H137ZM119 75V74H118ZM128 75H130V74H128ZM133 75V74H132ZM132 75H131V78H132ZM0 76H1V73H0ZM10 76V75H9ZM28 76V75H27ZM30 76V75H29ZM48 76V75H47ZM14 77V76H13ZM32 77V76H31ZM41 77V76H40ZM126 77H127V75H126ZM248 77V78H247ZM26 78V77H25ZM39 78V77H38ZM37 78V79H38ZM107 78V77H106ZM118 78H119V76H118ZM130 78V77H129ZM3 79V78H2ZM32 79V78H31ZM219 80L218 82H220V84L219 83H217L216 82V80ZM259 79V78H258ZM5 80V79H4ZM12 80V79H11ZM15 80V79H14ZM17 80H18V85L20 86H17L19 89H18V91L20 90V91H22V93L24 94V96H21L22 95V93L21 92H19V93H21V95H19L18 93V95L21 97V101H22V103L20 104L19 102V105H17L18 106V111H19V113L21 114V115H24L26 118H24V119H28L30 122H34L35 121V118H36V116L38 115L37 114V109L35 110L34 108H33V103H31V101H30V97L29 96H27V94H26V92L28 91V89H27V87H29L30 85H29V83H28V85L29 86H27L26 87V85H25V82H19V79L17 78ZM21 80H22V78H21ZM128 80V79H127ZM16 81V80H15ZM160 81V80H159ZM1 82V81H0ZM8 82V81H7ZM10 82V81H9ZM34 82V81H33ZM32 82V83H33ZM91 82V81H90ZM164 82V81H163ZM216 82V83H215ZM36 84H37V82H35ZM39 83V82H38ZM49 83V82H48ZM95 83V82H94ZM120 83L122 84V87H121V85H120ZM145 83V82H144ZM160 83V82H159ZM262 83H264V82H262ZM2 84V83H1ZM9 84V83H8ZM13 84V83H12ZM11 84V85H12ZM14 84H16L17 85V83L15 82ZM124 84H125V82H124ZM152 84V83H151ZM168 84V83H167ZM217 84V85H216ZM6 85V84H5ZM34 85V84H33ZM38 85V84H37ZM263 85V84H262ZM4 86V85H3ZM133 86H134V84H133ZM0 87H2V86H0ZM11 87V86H10ZM16 86H15V88H17ZM31 87V86H30ZM37 87V86H36ZM35 87V88H36ZM105 87V86H104ZM144 87V86H143ZM151 87V86H150ZM150 87H149V90H150ZM223 87H226V94L228 95V93H229V95H230V92H228L229 90L228 89H231V90H233L232 92L235 94V96L234 97H236V98H233V101H230V102H225L224 100H221V97H217L216 99V102H217V106H216V108H214V106H212V109H209L210 108V106H208L205 102H203V103H205L209 108H206V110L203 108V107H205V105L204 104H202V103H200L201 102V100L203 99L204 100V98H202V96H200V98L198 97V95L199 94H201L200 92H202V94L204 93L205 95L207 94V93H209V98L211 99V96H210V94H211V92L212 91H214V90H211V89H216L215 91H217L218 89H221V88H223ZM256 88V87H255ZM1 89V88H0ZM4 89V88H3ZM8 89V88H7ZM11 89H14V87L13 88H11ZM88 89V88H87ZM91 89V88H90ZM94 89V88H93ZM147 89V88H146ZM17 90V89H16ZM27 90V91H26ZM47 90V89H46ZM77 90V89H76ZM95 90V89H94ZM163 90H165V89H163ZM162 90V91H163ZM253 90H254V88H253ZM253 90H252V94L254 93V92H256V91H254L253 92ZM264 90V89H263ZM13 91V90H12ZM204 91V92H203ZM206 91V92H205ZM14 92H15V94H16V91H15V89H14ZM134 92V91H133ZM151 92H153V91H151ZM219 92H220V90H219ZM9 93H10V91H9ZM12 93V92H11ZM28 93V92H27ZM45 93V92H44ZM48 93V92H47ZM197 93V94H196ZM215 93V92H214ZM224 93H225V91H224ZM15 94H14V96H15ZM105 94V93H104ZM132 94V93H131ZM138 94V93H137ZM143 94V93H142ZM146 94V93H145ZM197 96H196V95ZM216 94V93H215ZM232 94V93H231ZM256 94V93H255ZM259 94V93H258ZM262 94V93H261ZM12 96H13V94H11ZM48 95V94H47ZM208 95V94H207ZM207 95L205 96L206 98H207ZM214 95V94H213ZM7 96V95H6ZM11 97V98H8L7 99V104L9 105L10 103H11V101H12V98H13V103H14V98L15 97ZM230 96H232V95H230ZM53 97V96H52ZM72 97V96H71ZM103 97H104V95H103ZM131 97H133V96H131ZM196 97H198L199 98V101L200 102H198L197 101V99H196ZM204 97V96H203ZM226 97V96H225ZM19 98V97H18ZM33 99H34V97H32ZM40 98V97H39ZM55 98V97H54ZM53 98V99H54ZM68 98V101L70 100V101H72V102H75V103H77L78 101H76V100H71V99H69V97H67ZM67 98H65L63 101L62 100H60V99H57V97H56V99H57V102H56V104L58 105H60L59 107H63V106H66L67 107V105H71V103L69 104L68 103V101H67ZM143 99H141L142 101H143V104H146L145 103V97H144V94H143V97H142ZM206 99V101L207 102H209V100L210 99ZM258 98V97H257ZM5 99V98H4ZM32 99V102H34V100ZM92 99V98H91ZM228 99V98H227ZM231 99V98H230ZM260 99H262V97H260ZM67 101V104H66V101ZM140 100V101H141ZM158 100V99H157ZM213 100V99H212ZM212 100H210L211 102H212ZM221 100V101H220ZM232 100V99H231ZM16 101H18V99L16 100ZM20 101V100H19ZM41 101V100H40ZM55 101V100H54ZM198 103H197V102ZM215 101V100H214ZM213 101V102H214ZM258 101V100H257ZM256 101V102H257ZM264 101V100H263ZM36 102V101H35ZM160 102V101H159ZM255 102V103H256ZM215 103V102H214ZM214 103H212V104H214ZM260 104H261V101L259 102ZM6 104V105H7ZM66 104V105H65ZM78 104H80V103H78ZM78 104H75V105H78ZM211 104V105H212ZM11 105V107H12V104H10ZM10 105H9V107H10ZM74 107H75V105H74V103L72 104ZM71 105V106H72ZM147 105V104H146ZM202 105H204V106H202ZM257 105V104H256ZM31 106H32V109H31ZM69 107V108H67V109H65V110H63V112H66L67 110H68V112H67V114H66V121H67V123H68V125L69 126H71V127H73V126H77V128L78 127H80V123H82V121H84L83 119H85L84 118V116H86L87 114H88V112H87V114L86 115H82V114H84V113H80L79 111H82L83 112V108H77L76 109V107H75V109L74 108H72V107ZM136 106V105H135ZM259 106V105H258ZM65 107V108H66ZM150 107L151 106H147L146 108H144L145 110L147 109V111H148V113L146 112V114H149V115H151V113H149V109H150ZM262 107V106H261ZM261 107H259V109L261 108ZM1 108V107H0ZM4 108H8V107H4ZM64 108V107H63ZM62 108V109H63ZM134 108V109H133ZM141 108V107H140ZM152 108V107H151ZM214 108V109H213ZM263 108V107H262ZM16 109V108H15ZM11 110V109H10ZM13 110V109H12ZM42 110H43V113H44V115H45V117H44V122H47V123H50V124H56L58 121H59V112H57V111H55V109H54V107L53 106H51V105H44L43 106V108H42ZM79 110V111H78ZM128 110V109H127ZM152 110V109H151ZM153 111V110H152ZM158 111V110H157ZM40 112V111H39ZM141 112V111H140ZM151 112V111H150ZM221 112H225L224 114H222ZM90 113V112H89ZM1 114H3V113H0V115ZM6 114V113H5ZM4 114V115H5ZM7 114H8V112H7ZM10 114H12V113H10ZM14 114V113H13ZM19 114V116H21ZM65 114V113H64ZM156 114V113H155ZM159 114V113H158ZM209 114V115H208ZM140 115V114H139ZM149 115H148V117H149ZM162 115H163V117H162ZM11 116H13V115H11ZM11 116H8V117H10L11 118ZM43 116V115H42ZM138 116V115H137ZM157 116V117H156ZM7 117V118H8ZM23 117V116H22ZM146 116H144V118H145ZM259 117H261L260 119V121H259ZM1 118H2V116H1ZM4 118H6V116L4 117ZM14 118V117H13ZM13 118H11L12 120H14ZM18 118V117H17ZM143 118V119H144ZM3 119V118H2ZM9 119V118H8ZM126 119V118H125ZM143 119H141L140 120V122L143 120ZM148 119V118H147ZM154 119V118H153ZM152 119V120H153ZM11 120V121H12ZM16 120V119H15ZM41 120V119H40ZM86 120V119H85ZM157 120H159V122H157L156 123V121ZM163 120V121H162ZM222 120H225V122H227L229 125H230V127L232 126L233 128H234V134H236L234 137H237L239 140H244V141H247L249 144H250V148H249V150L247 151L246 150V147L247 146H245V148H244V150L243 149H236V148H233L232 146H231V144H233V142L230 144V143H227L226 141H224L226 138H225V136H223L222 137V139H224V140H221V143H219V145H217L216 147L214 146H211L212 144H214V143H211V145L209 146L208 145V143H209V141H208V143L207 142H203V140H202V138H201V140H200V138L197 136L198 134H200V133H202V132H204V131H206L205 133H207L208 132V134L210 135H214V131H216V133H219V134H221V133H225L227 130V127H229V125L226 127V128H223V124H224V121H222ZM18 120H16L15 122H17ZM23 121V120H22ZM42 121V120H41ZM90 121V120H89ZM144 121V120H143ZM9 122V121H8ZM20 122V121H19ZM43 122V121H42ZM42 122H40V124L42 123ZM21 123V122H20ZM46 123V124H47ZM223 123V124H222ZM10 124H12V123H10ZM17 125H18V122L16 123ZM40 124L38 125V127H40ZM45 124V125H46ZM116 124H117V122H116ZM16 125V126H17ZM42 125H44V123H42ZM41 125V126H42ZM73 125V126H72ZM12 126H14V124L12 125ZM20 125H18V127H19ZM117 126V125H116ZM153 126V125H152ZM226 126V125H225ZM74 127V128H75ZM149 127V126H148ZM14 128H15V126H14ZM41 128V127H40ZM40 128H38V129H40ZM113 128H115V127H113ZM153 128V127H152ZM232 128V129H233ZM17 129V128H16ZM95 129V128H94ZM225 129V130H224ZM229 129V128H228ZM261 129V128H260ZM48 130V129H47ZM15 131V130H14ZM33 131V130H32ZM31 131V132H32ZM173 132V133H172ZM228 132V131H227ZM256 132H257V134H259V135H257L256 134ZM103 133V134H102ZM42 134V133H41ZM112 134V133H111ZM204 134V133H203ZM202 134V135H203ZM228 134V133H227ZM227 134L225 133V135L227 136ZM173 136V135H178L179 136V139H178V143L176 144V147L175 148H173L174 150H172L171 151V148L170 147H168V144L171 142V141H169L170 140V138H169V140L167 139V137H170V136ZM201 135V136H202ZM222 135V134H221ZM224 135V134H223ZM233 135V134H232ZM255 135V136H254ZM256 135L257 136H259L258 138L256 137ZM154 136V137H153ZM200 136V137H201ZM254 136V137H253ZM50 137V136H49ZM138 137V138H137ZM204 137V136H203ZM212 137V136H211ZM233 137V136H232ZM251 137H252V139H251ZM256 137V138H255ZM147 138H148V141H147ZM228 138V137H227ZM253 138H255V140L253 139ZM229 139V138H228ZM232 139V138H231ZM230 139V140H231ZM236 139V138H235ZM263 140H264V138H262ZM261 139V140H262ZM50 140V139H49ZM167 140L169 141V143L167 142ZM230 140H227L228 142L230 141ZM233 140V139H232ZM254 140V141H253ZM47 141V140H46ZM219 141V140H218ZM217 141V142H218ZM236 141V140H235ZM259 141V140H258ZM48 142V141H47ZM47 142H45L44 143V145H43V150H42V153L38 156V158L36 159V156H34V152H32V151H25V152H23L22 151V153H21V155H20V157H22L21 158V160H19L18 161V163L15 165V166H17V167H20V166H25L26 164H28V165H34L35 166V168H36V170H42L44 167H52V164H50V163H47V161H46V159H45V156H46V150L48 149V144H47ZM51 143V142H50ZM124 143V144H123ZM138 143V142H137ZM174 143V142H173ZM235 144H236V142H234ZM242 143V142H241ZM218 144V143H217ZM234 144V145H235ZM238 144V143H237ZM244 144H245V142H244ZM262 144V143H261ZM5 145V144H4ZM170 145H171V143H170ZM215 145H216V143H215ZM239 145H241L240 143H239ZM238 145V146H239ZM243 145V144H242ZM248 145V144H247ZM258 145V144H257ZM7 146V145H6ZM134 146V145H133ZM254 146H256V145H254ZM254 146L252 147L253 148V150L255 151V149H254ZM5 147V146H4ZM2 147V146H0V170H10V169H8L7 168V166H11L10 164H8L7 162H9L10 160H12V155H10L12 152H14L13 150H12V152L10 153V151H11V149L10 148H8V146L7 147ZM149 147V146H148ZM257 147V146H256ZM10 149V151L8 150V149ZM12 148V147H11ZM27 148V147H26ZM132 148V147H131ZM239 148H242V146L240 147L239 146ZM261 148V149H260ZM59 149V148H58ZM133 150L135 149V148H132ZM248 149V148H247ZM57 150V149H56ZM148 150V149H147ZM246 150V151H245ZM258 150V149H257ZM256 150V151H257ZM55 151V150H54ZM148 151H150V150H148ZM148 151H146V153H148ZM2 152H4V154L2 155L1 153ZM59 152H61V156H67L68 157V155H66V152H65V150L63 149L62 151H59ZM71 152V151H70ZM54 154L55 153H53V160L55 161V163H58V162H56L57 160H55V157H54ZM146 155V154H145ZM249 156V157H248ZM69 157H71V156H69ZM174 157V158H175ZM35 159V160H33V159ZM148 158H150V157H148ZM173 158V157H172ZM173 158V159H174ZM129 160L130 162L129 163H126V160ZM143 161V160H142ZM163 161V162H162ZM113 163H114V160L112 161ZM169 162V161H168ZM163 163V164H162ZM166 163V164H165ZM58 164H63V163H58ZM58 164H54V168L53 169H57V168H62V167H59V165ZM175 164V166H177ZM170 165V164H169ZM104 166H106V164L104 165ZM182 166V165H181ZM208 166V165H207ZM213 166V165H212ZM211 166V167H212ZM134 167H136V168H134ZM152 167V168H151ZM179 167V166H178ZM177 167V169H179ZM262 167H264V166H262ZM207 168V167H206ZM210 168V167H209ZM104 169V168H103ZM102 169V170H103ZM212 169V168H211ZM263 169V168H262ZM168 170V169H167ZM181 170V169H180ZM182 170H184V169H182ZM207 170V169H206ZM260 170H261V168H260ZM259 170V171H260ZM105 171V170H104ZM163 171L164 170H162V173H163ZM203 171H204V169H203ZM256 171V170H255ZM152 172V171H151ZM231 172V173H230ZM109 173V172H108ZM130 173V172H129ZM160 173H161V171H160ZM162 173H161V175H162ZM179 173V172H178ZM203 173V172H202ZM261 173H263L264 174V171L263 172H261ZM3 172L1 171V175L0 176H3ZM153 174V173H152ZM158 175H159V173H157ZM172 174V173H171ZM170 174V175H171ZM263 174H260V178L262 177L261 175H263ZM148 175V174H147ZM146 175V176H147ZM151 175V174H150ZM155 175V174H154ZM110 176V175H109ZM143 176H145V174H143ZM149 176V175H148ZM178 176H179V174H178ZM231 176H233L234 177V175H231ZM264 176V175H263ZM11 177V176H10ZM102 176H101V174L99 173V172H96V174H94V175H92V177H91V175L89 174V173H87V175H86V177L84 178V179H82L81 180V186L79 187V190H80V192H83L82 194H81V197H80V199L77 201L78 202V204L79 205H84L85 203H86V201L89 199V192L88 193H86L88 190L91 192L92 191V188L94 187V185H97V184H101L102 183V179H103V177L101 178ZM140 177V176H139ZM150 177V176H149ZM157 177V176H156ZM173 177V176H172ZM180 177V176H179ZM186 177H188V176H186ZM15 179H16V176L14 177ZM144 178V177H143ZM147 178V177H146ZM151 178V177H150ZM153 178V177H152ZM237 178V177H236ZM101 179V180H100ZM142 179V178H141ZM183 179H185V178H183ZM182 179V180H183ZM190 179V178H189ZM193 179V178H192ZM17 180V179H16ZM152 180V179H151ZM156 180H159V178L158 179H156ZM168 180H169V178H168ZM167 180V181H168ZM181 180V181H182ZM188 179H185V181L186 182H188L187 181ZM214 180V181H215ZM148 181V180H147ZM169 181H171V180H169ZM179 181V179L177 180V182ZM184 181V180H183ZM213 181V180H212ZM260 183L262 184V182L264 181L262 178L260 179ZM157 182V181H156ZM172 182V181H171ZM231 182V181H230ZM0 183H3L4 185H6V192H10L11 191V189L12 188H14L10 183H4V182H0ZM181 183V182H180ZM179 183V184H180ZM192 183V182H191ZM217 183V184H218ZM248 183H250V182H248ZM38 183H37V181L36 180H32L30 183H29V185H25L24 187H25V189L23 188V190H21V191H23V192H25V193H29V194H35L34 192L36 191V190H38V185H37ZM208 184V183H207ZM211 184V183H210ZM209 184V185H210ZM218 184V185H219ZM222 184V183H221ZM49 185V184H48ZM47 185V186H48ZM203 185V184H202ZM218 185H217V190H215V191H218ZM231 185H233L232 183H231ZM165 186V185H164ZM228 186H230V185H228ZM261 186V185H260ZM130 187L132 188V191H134V193L135 194H140V195H142L143 197H145V202H147V204L145 205V210L147 211V210H149V209H151L152 211L151 212H154V215H157V213H159V216H161L160 218L158 217V219H156V223L155 224H157L158 225V229H159V231H158V233H154L150 228L148 229L147 227H144V226H142V225H140L139 227H141L140 229H137L136 228V226L134 227V226H130V225H125L124 223H121L122 222V216H120V217H117V219L116 220H112V219H107V218H101L100 219V217L97 219V218H95V217H91L90 215H89V217L87 218V216L88 215H86V213L84 214L83 212H80L79 214H82V215H85L84 217H86V219H84V221H81V223L83 224L81 227L83 228V229H81V230H84V229H86L85 231L86 232H91L90 233V235L92 234V237H93V242L95 243V244H97L96 246H97V249H96V246H94L95 247V249L93 248V250L90 248V247H87V249L84 251V254L82 253V256H81V254L80 253H78L77 254V252L75 251V250H73L72 252H74L76 255H77V258H74V257H72L71 256V253L69 254V256H70V259L72 260V264H80V260L82 261V257L83 258H85L84 260H86L87 262H88V264H99L100 263V261L97 263V261L98 260H96L97 259V255L96 254H98V255H101L100 253H99V251H100V249H99V251H98V248L102 245V244H106V245H104V246H106V247H104L105 249L102 251V254H103V257H101V259L102 260H104V262L106 263V262H113V264H197V263H194V261H192V259H191V257L189 258L188 256H187V252L188 251H184V249H187V244H183V243H180L179 241H177L176 240V235L175 236H173L172 234H169V233H166L165 232V226H166V224L168 225V222H171V220L173 219L174 220V217L176 216L174 213L175 212H173V207L169 204V203H166V204H163L162 202H160V201H158V202H156V203H152V202H150V200H148V198L146 197L147 196V194H141V192H140V190H139V187H138V184L137 183H132V184H130ZM151 187H153V186H151ZM212 187V186H211ZM233 187V186H232ZM235 187V186H234ZM162 188H163V186H162ZM190 188V187H189ZM220 188V187H219ZM223 188V187H222ZM224 188H226V187H224ZM15 189V188H14ZM215 189V188H214ZM230 189V188H229ZM4 190V189H3ZM10 190V191H9ZM49 190H50V188H49ZM162 190V189H161ZM164 190H167L166 188H164ZM186 190V189H185ZM204 190V189H203ZM225 190V189H224ZM224 190H223V192H222V190L220 191V194H218L219 196H223V197H225L226 199H227V201H228V199L230 198L231 199V197L233 196V197H235L236 195H230V197L228 198L227 197V195L229 196V194H227V192L225 191L224 192ZM59 191V190H58ZM208 191V190H207ZM212 191V190H211ZM2 192H5V191H2ZM16 192V191H15ZM166 192V191H165ZM164 192V193H165ZM192 191H191V189H190V193H191ZM232 192H233V190H232ZM232 192H230V193H232ZM17 193V192H16ZM84 193H86V194H84ZM161 193V192H160ZM166 193H168V192H166ZM244 194V193H243ZM9 195V194H8ZM255 195V194H254ZM210 196H211V194H210ZM238 196H240V195H238ZM8 197V196H7ZM170 197V196H169ZM168 197V198H169ZM201 197V196H200ZM206 197V196H205ZM36 198H38L37 196H36ZM207 198V197H206ZM252 198V197H251ZM189 202H192V199H193V193H192V195H189ZM237 199V198H236ZM240 199V198H239ZM186 200V199H185ZM205 200V199H204ZM255 200V199H254ZM258 200V199H257ZM166 201H167V199H166ZM207 201V200H206ZM209 201V200H208ZM236 201V200H235ZM242 201V200H241ZM241 201H240V203H241ZM253 201V200H252ZM261 201H262V199H261ZM199 202V201H198ZM238 202V201H237ZM243 202V201H242ZM258 202V201H257ZM262 202H264V200L262 201ZM174 203V202H173ZM246 203V202H245ZM209 204V203H208ZM212 204V203H211ZM253 204H255V203H253L252 202V205ZM258 204V203H257ZM261 204V203H260ZM264 204V203H263ZM83 205L81 206L82 208H83ZM175 206V205H174ZM245 205H243V207H244ZM262 206V205H261ZM260 206V207H261ZM255 206H253V208H254ZM205 210L206 209H208V208H210L207 204L205 205ZM221 208V207H220ZM248 208V206L246 205V209ZM252 208V209H253ZM219 209V208H218ZM245 209V210H246ZM258 209V208H257ZM261 209V208H260ZM263 209V210H262ZM261 209V211H260V214L262 213V211H263V213H264V208H262ZM210 210H211V208H210ZM216 210V209H215ZM245 210H243V211H245ZM248 210V209H247ZM146 211H143L142 213H137V212H133V211H131V214L132 213H135V214H146L147 212ZM218 211H220V210H218ZM213 212V211H212ZM211 211L210 212H204V214L203 215H201V214H199L198 216H197V218H195L196 219V233L197 234H199L200 236H198L197 238H199V237H203V239H204V241H205V243L204 244H202V245H200V246H196V247H194V248H200L203 252H206V249H208L211 245H210V240L208 241L207 240V238L209 237L208 235H207V233H204V228L205 227H207V226H209V228L211 229V227H212V229H214L215 231H212V234L210 235V236H214V237H217V239H218V237L221 239V240H223L222 238H224V236H226V235H229V234H232V233H235L236 232V230H234V228L236 229V225H232V226H230V230H228V232H227V230L225 231V229L224 228H221V223L223 222L221 219L219 220V219H217L216 218V216L214 215V213L215 212H213L212 213ZM249 212H251V211H249ZM220 213V212H219ZM255 213V212H254ZM262 213V214H263ZM34 214V213H33ZM217 214V213H216ZM247 214V213H246ZM249 214V213H248ZM257 214V213H256ZM262 214H261V216H262ZM34 215H36V214H34ZM220 215V214H219ZM254 215V214H253ZM258 215V214H257ZM264 215V214H263ZM141 216V215H140ZM150 216V215H149ZM196 216V215H195ZM255 216V215H254ZM260 216V217H261ZM137 217V216H136ZM147 217V216H146ZM247 217V216H246ZM263 217V216H262ZM140 218H142V216L140 217ZM145 218V217H144ZM224 218V217H223ZM222 218V219H223ZM232 219V218H231ZM230 219V220H231ZM86 220V221H85ZM133 220V219H132ZM137 220V219H136ZM176 220V219H175ZM193 220V219H192ZM260 220H261V218H260ZM262 220H263V218H262ZM261 220V221H262ZM134 221V220H133ZM138 221V220H137ZM86 222V223H85ZM135 222V221H134ZM12 225H13V228H16V226L18 225L17 224V222L15 221V220H12ZM172 223V222H171ZM176 223V222H175ZM135 223H133V225H134ZM179 225V224H178ZM101 226H103V227H101ZM105 226V227H104ZM169 226V225H168ZM194 226V225H193ZM211 226V227H210ZM138 227V226H137ZM171 227V226H170ZM195 227V226H194ZM103 228V229H102ZM227 228V229H228ZM261 229L263 228L264 229V220H263V222H262V225H261V227H260ZM22 229H24V230H29V226H27V225H24L23 226V228ZM155 229V228H154ZM206 229H208V228H206ZM205 229V230H206ZM238 229V228H237ZM259 229V228H258ZM260 229V230H261ZM80 230V231H81ZM134 230V231H133ZM210 231V230H209ZM220 231V232H219ZM139 232V233H138ZM169 232H171V231H169ZM174 232V231H173ZM183 232V231H182ZM206 232V231H205ZM84 233V232H83ZM141 233V234H140ZM196 233L194 232V235L195 236H197L196 235ZM214 233V234H213ZM86 234V233H85ZM129 234H132L133 236H138L139 238L141 237L142 239H143V241H139V243L137 242V243H135V242H133L132 240H133V238H132V240H122V239H125V238H127V237H129L130 235ZM209 234V233H208ZM226 234V235H225ZM243 234V233H242ZM86 236V235H85ZM208 236V237H207ZM229 236H231V235H229ZM91 237V236H90ZM251 237V236H250ZM212 238V237H211ZM236 238V237H235ZM78 238H77V236H76V240H77ZM136 239V238H135ZM209 239H210V237H209ZM236 239H238V238H236ZM91 240V239H90ZM191 240V239H190ZM186 241H188L189 242V244H190V241L189 240H187L186 239ZM76 242V241H75ZM212 242H213V239H212ZM233 242V241H232ZM255 242H256V239H255ZM254 242V243H255ZM260 241H258V244H260L259 243ZM187 243V242H186ZM191 243H192V245H194V239H193V237H192V240H191ZM229 243H231V242H229ZM257 243V242H256ZM94 244V245H95ZM91 245H93V244H91ZM100 245V246H99ZM187 245V246H186ZM225 245V244H224ZM236 245V244H235ZM257 245V244H256ZM89 246V245H88ZM99 246V247H98ZM103 246V245H102ZM195 246V245H194ZM230 246V245H229ZM234 246V245H233ZM259 246V245H258ZM86 247V246H85ZM217 247V246H216ZM238 247V246H237ZM252 247V246H251ZM264 247V244L263 243H261L260 244V248L262 249ZM190 248V247H189ZM223 248V247H222ZM232 248V247H231ZM85 249V248H84ZM250 249V248H249ZM258 249V248H257ZM14 250V249H13ZM97 250V253L95 254L94 252ZM102 250V249H101ZM188 250V249H187ZM236 250V249H235ZM252 251V250H251ZM260 251V250H259ZM263 251H264V248H263ZM61 252V251H60ZM253 252V251H252ZM207 253V252H206ZM204 254V253H203ZM252 254H254V253H252ZM251 254V255H252ZM256 255V254H255ZM259 255V254H258ZM18 256V255H17ZM102 256V255H101ZM191 256V255H190ZM200 257V256H199ZM237 257V256H236ZM201 259V258H200ZM257 259V258H256ZM218 260H219V258H218ZM96 261V262H95ZM201 261H203V263L204 264H206V261L207 260H205V259H203V257H202V259H201ZM201 261L199 262L200 264H203V263H201ZM209 261V260H208ZM207 261V263H209ZM221 261H224V260H221ZM85 262V261H84ZM86 262V263H87ZM102 262L103 261H101V263L100 264H102ZM103 262V263H104ZM219 262V261H218ZM104 263V264H105ZM108 263H106V264H108ZM220 263H222V262H220ZM225 263H226V260H225ZM228 263V262H227ZM231 263V262H230ZM36 264H44V263H42L41 262V260L39 259V261L36 263ZM212 264V263H211ZM257 264H264V252L263 253H261L260 254V257H258V259H257Z\"/></svg>",
  "mask_w": 264,
  "mask_h": 264
},
{
  "label": "built area",
  "instance_id": "2783aa9c",
  "mask_svg": "<svg viewBox=\"0 0 264 264\" xmlns=\"http://www.w3.org/2000/svg\"><path fill=\"white\" fill-rule=\"evenodd\" d=\"M94 55V54H92ZM61 149L55 151L54 157L58 163H66L61 156ZM95 192V193H94ZM93 204L98 207L97 215L100 218L116 220L122 216V222L125 225H130L131 211L142 213L146 211L145 197L140 194H135L130 186L119 183L111 177H105L99 186L94 190ZM145 208V209H144ZM147 212V211H146ZM147 212L146 214H148ZM144 215V214H142ZM154 215V213H153ZM128 216V218H127ZM71 256L77 258V255L72 252Z\"/></svg>",
  "mask_w": 264,
  "mask_h": 264
}]
</instances>
